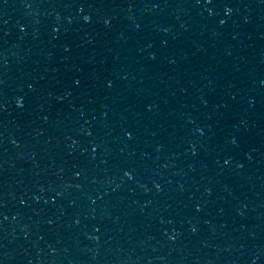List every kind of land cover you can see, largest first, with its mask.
<instances>
[{
	"label": "water",
	"instance_id": "1",
	"mask_svg": "<svg viewBox=\"0 0 264 264\" xmlns=\"http://www.w3.org/2000/svg\"><path fill=\"white\" fill-rule=\"evenodd\" d=\"M0 264H73L1 119Z\"/></svg>",
	"mask_w": 264,
	"mask_h": 264
}]
</instances>
